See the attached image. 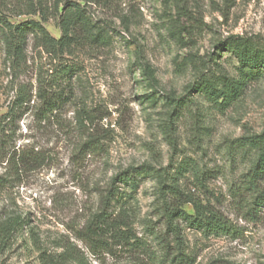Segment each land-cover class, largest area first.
I'll use <instances>...</instances> for the list:
<instances>
[{"label":"rangeland","instance_id":"1","mask_svg":"<svg viewBox=\"0 0 264 264\" xmlns=\"http://www.w3.org/2000/svg\"><path fill=\"white\" fill-rule=\"evenodd\" d=\"M60 1L0 0L9 24L60 40L28 31L17 70L0 30V264H264V205L245 179L258 153L242 141L264 131V0H69L68 14ZM232 38L256 65L241 67ZM41 86L63 97L46 119ZM223 87L226 108L208 91ZM21 89L33 97L9 124ZM89 138L97 149L81 150ZM140 167L137 187L112 184ZM110 189L126 238H84ZM175 189L229 233L179 222L177 247L163 211Z\"/></svg>","mask_w":264,"mask_h":264},{"label":"trees","instance_id":"2","mask_svg":"<svg viewBox=\"0 0 264 264\" xmlns=\"http://www.w3.org/2000/svg\"><path fill=\"white\" fill-rule=\"evenodd\" d=\"M61 6H64L67 9V14L70 13L74 8L73 6H77L70 2L69 0H61L59 2ZM66 17V15H65ZM62 27L65 29L64 36L68 35L67 26L69 25L68 19L63 18L61 20ZM37 30L43 39V44L47 46H51V42L60 43V40L55 41L51 40L47 34V32L37 25V23H31L30 26H25L24 24H19L13 26L7 22V20L0 15V30L7 31L9 36L6 40L7 51L10 53L12 62L17 70H20L22 65L24 64L25 55L24 50L26 46V40L28 31ZM228 47L232 48L238 58L241 67L244 68L246 64L256 65L257 60L254 56H249L246 52L241 50L242 44L239 43L238 38H232L228 43ZM200 89V88H199ZM209 96L215 101H220V106L222 108H226L232 102V99L235 97L234 93L230 91V87H223L221 90L208 88ZM35 98L41 100V107L38 109V113L42 118H47L49 115H52L55 111H57L61 107L62 95L61 94H53L49 93L42 86L39 87L35 93ZM32 94L30 96H26V92L21 89L19 95L13 101L11 107L7 114L3 117L5 122L12 124L16 121L17 113L21 111L26 103H29L32 99ZM1 123V121H0ZM243 143L250 149L257 151V159L253 167L246 174V182L248 188L257 192L255 201L257 200L260 206L264 205V189L259 191V184L264 181V131L259 135L249 136L244 138ZM98 144L96 139L89 138L84 144L81 145V150H95L97 149ZM24 154H21L18 160L21 163H24ZM150 168H131L122 173H119L116 177H114L112 184L114 183H125L129 184L132 187H137L139 184V176L147 175ZM177 192V190L175 189ZM178 194L174 197L175 202L168 201L163 206L164 215L166 217V230L171 233L177 247H180L181 244V228L178 225L179 222H184L189 227L201 231L203 234H212V235H222L229 233L231 230V225L224 221L219 215H216L211 210H209L206 206H202L199 202L190 198L188 196H184L182 198V194L177 192ZM115 194V190L110 189L107 194L101 200L102 204V212L97 214L92 222L87 226V235L98 236L100 234H111L112 237H116L122 241L126 238L125 232L120 230L119 226L112 220H109V215L106 214V210L109 209L111 205L112 197ZM182 204H190L193 208L194 214L189 215L186 214L183 210L180 209L179 206Z\"/></svg>","mask_w":264,"mask_h":264}]
</instances>
